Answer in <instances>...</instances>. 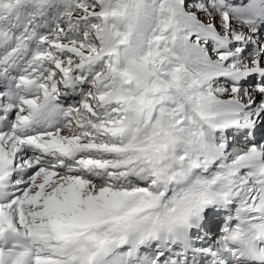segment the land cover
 Listing matches in <instances>:
<instances>
[{
    "label": "snow or ice",
    "instance_id": "6c2138e0",
    "mask_svg": "<svg viewBox=\"0 0 264 264\" xmlns=\"http://www.w3.org/2000/svg\"><path fill=\"white\" fill-rule=\"evenodd\" d=\"M0 264H264V0H0Z\"/></svg>",
    "mask_w": 264,
    "mask_h": 264
},
{
    "label": "bare ground",
    "instance_id": "6f19581e",
    "mask_svg": "<svg viewBox=\"0 0 264 264\" xmlns=\"http://www.w3.org/2000/svg\"><path fill=\"white\" fill-rule=\"evenodd\" d=\"M239 146V145H238Z\"/></svg>",
    "mask_w": 264,
    "mask_h": 264
}]
</instances>
